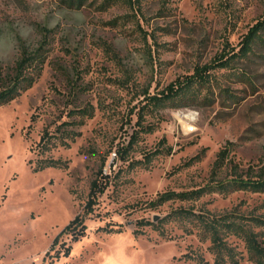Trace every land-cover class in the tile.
Masks as SVG:
<instances>
[{"label":"rangeland","instance_id":"obj_1","mask_svg":"<svg viewBox=\"0 0 264 264\" xmlns=\"http://www.w3.org/2000/svg\"><path fill=\"white\" fill-rule=\"evenodd\" d=\"M74 2L0 0V66L12 68L21 46L43 45L47 56L35 83L0 105V264H200L190 257L198 252L214 264L209 241L195 231L172 223L165 227L172 238H165L139 222L157 223L187 205L150 202L167 189L211 182L222 149L219 180L264 168V47L213 68L206 99L144 109L143 93L239 51L264 18V0ZM135 130L137 141L128 147ZM45 131L49 149L42 150ZM49 157L68 166L36 171ZM96 178L104 190L86 212ZM197 204L260 214L264 193H212ZM77 214L86 234L73 241L64 233L51 249ZM63 242L70 253L52 262Z\"/></svg>","mask_w":264,"mask_h":264},{"label":"trees","instance_id":"obj_2","mask_svg":"<svg viewBox=\"0 0 264 264\" xmlns=\"http://www.w3.org/2000/svg\"><path fill=\"white\" fill-rule=\"evenodd\" d=\"M117 1L119 0H103L102 6L111 5ZM71 2L74 1L71 0ZM74 3L81 5L84 0H76ZM263 32L264 18L259 19L250 28L244 37L243 47L239 51L233 50L231 54H228V58L223 59L220 64L211 67L209 64L197 65L192 73L178 76L156 93L146 90L143 93L145 100L143 108L150 109L152 107L157 110L169 106H185L190 102L208 98L206 91L210 89L214 80L211 70L216 67L229 66L231 61L238 56L246 57L249 52L253 51L254 45L264 47ZM46 58L43 45L35 49L21 46L20 55L12 68L0 66V105L9 103L35 83L41 75ZM84 111L85 113L90 112L87 109ZM78 113L85 114L84 112ZM146 113L148 111L141 113L140 118L144 119ZM138 121L139 124H142L140 120ZM140 129L144 132H151L154 128L141 125ZM139 131L135 130L130 135L128 147H131L137 141ZM49 137L50 134L45 131L39 143L42 150L49 149L47 141ZM67 137H70V135L68 134ZM226 156V149H222L213 166V179L208 184L184 190L167 189L158 193L156 198L150 202L152 207H159L170 201L186 202L188 203L187 205L180 204L172 208L164 216L157 218V223L151 220H141L139 223L152 225L165 238H172V234H168L165 230L166 225L172 223L185 233L192 234L195 231L200 241H209L207 249L213 256L214 264H240L245 259L254 264H264V212L246 214L238 209H233L217 213L206 208L204 204H197L204 196L212 193L226 195L239 190L264 193V168L252 174L235 172V175L230 178L219 180L216 174L224 165ZM51 166L65 168L68 164L66 160L61 158H42L35 170L39 171ZM101 184L97 178L92 180L86 212L92 209L99 193L104 190ZM86 229L83 215L77 214L55 238L51 249L58 243L62 234L67 233L73 241H76L86 234ZM116 231H121V228ZM135 233L138 234V229L135 230ZM232 238L234 240H231ZM238 241L242 242V249ZM64 242L61 244L64 248L57 250L52 262L61 254L68 255L70 253L71 244ZM49 252L50 250L47 254ZM190 257L200 264H209V261L202 253L198 252Z\"/></svg>","mask_w":264,"mask_h":264}]
</instances>
